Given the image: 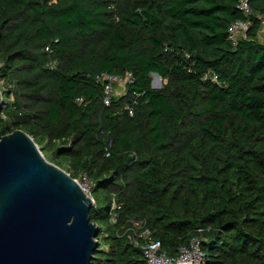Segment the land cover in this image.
<instances>
[{
	"label": "trees",
	"instance_id": "obj_1",
	"mask_svg": "<svg viewBox=\"0 0 264 264\" xmlns=\"http://www.w3.org/2000/svg\"><path fill=\"white\" fill-rule=\"evenodd\" d=\"M239 2L0 0V135L58 142L67 172L101 191L91 264H148L118 232L131 219L168 256L198 234L206 264H264V0L233 45ZM102 73L131 74L110 105Z\"/></svg>",
	"mask_w": 264,
	"mask_h": 264
},
{
	"label": "water",
	"instance_id": "obj_2",
	"mask_svg": "<svg viewBox=\"0 0 264 264\" xmlns=\"http://www.w3.org/2000/svg\"><path fill=\"white\" fill-rule=\"evenodd\" d=\"M3 104L0 90V113ZM94 203L30 134L0 138V264H91L100 234Z\"/></svg>",
	"mask_w": 264,
	"mask_h": 264
},
{
	"label": "built area",
	"instance_id": "obj_3",
	"mask_svg": "<svg viewBox=\"0 0 264 264\" xmlns=\"http://www.w3.org/2000/svg\"><path fill=\"white\" fill-rule=\"evenodd\" d=\"M239 9L245 18L233 21L229 27V40L233 45L237 44L239 38L249 30L251 25L249 18L254 12L250 0H240ZM209 78L213 81L218 79L217 75L210 71L204 75L205 80ZM130 79L131 74H127L125 77L112 73L99 74L97 80L103 83L104 103L110 105L113 97H115V86L123 81L125 83V91L126 83ZM152 85H154L153 82ZM0 90L2 91L1 88ZM80 179L81 181H78L81 187L87 194H90L94 183L85 174ZM122 208V203H119L117 198L113 196L109 211L110 224L113 225L118 222L120 217L119 212ZM198 231L201 232V229ZM118 232L121 235H127L132 245L142 250L143 256L148 264H206L207 252L203 249L202 238L198 234L193 235L188 244L180 246L175 255L168 256L163 251L161 240L153 236L152 229L147 226L146 220L144 219H131L130 226L125 227L124 225Z\"/></svg>",
	"mask_w": 264,
	"mask_h": 264
},
{
	"label": "rangeland",
	"instance_id": "obj_4",
	"mask_svg": "<svg viewBox=\"0 0 264 264\" xmlns=\"http://www.w3.org/2000/svg\"><path fill=\"white\" fill-rule=\"evenodd\" d=\"M261 19H262V24H261V27H260L259 36H260V39L264 42V16L263 15L261 16ZM152 78H153V84H154V88L155 89H159V88L163 87V85L166 83V81L165 80H162L161 77H159V76L152 75ZM124 85H125V83L123 81H121L119 84H117L115 86V96L116 97L117 96H120L123 93V91H124ZM6 86L8 87L6 81L5 80H0V88L2 89V91L4 89H6V91L8 90V88ZM7 96H8V92H7ZM3 98L5 100H8L6 98V94H3ZM13 98H14L13 96H10L9 102L13 101ZM4 135H7V134L6 133L5 134H1L0 136L2 137ZM36 143L41 148L43 154L45 155V157L50 162H53L55 164H59L61 166V168H63L66 171L69 170V167H70L69 160H66V159H58L57 160V158H55V156H54V149L56 148V146L59 145L58 142H55V143L50 144V143H48L44 139H41V140L37 139ZM82 175L83 174H81V177H82ZM81 177L79 176L77 179L79 181H81V179H80ZM89 195L94 199V201H95V199L98 201V206L104 205V200L102 199V193H101L100 190L93 191V189H92L91 190V193ZM105 225L106 224L101 223V226L102 227H105Z\"/></svg>",
	"mask_w": 264,
	"mask_h": 264
}]
</instances>
